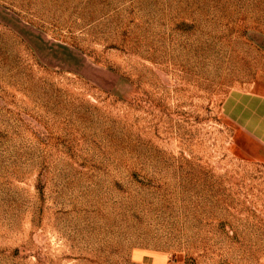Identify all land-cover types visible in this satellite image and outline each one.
Instances as JSON below:
<instances>
[{"label": "rangeland", "instance_id": "1", "mask_svg": "<svg viewBox=\"0 0 264 264\" xmlns=\"http://www.w3.org/2000/svg\"><path fill=\"white\" fill-rule=\"evenodd\" d=\"M0 264H264V0H0Z\"/></svg>", "mask_w": 264, "mask_h": 264}, {"label": "crops", "instance_id": "2", "mask_svg": "<svg viewBox=\"0 0 264 264\" xmlns=\"http://www.w3.org/2000/svg\"><path fill=\"white\" fill-rule=\"evenodd\" d=\"M247 128V127H246ZM247 131L256 132L258 130V126H256L254 121L250 120V128L246 129ZM261 138V137H260ZM262 139V138H261Z\"/></svg>", "mask_w": 264, "mask_h": 264}]
</instances>
